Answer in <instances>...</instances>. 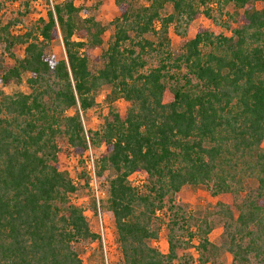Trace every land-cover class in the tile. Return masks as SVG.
I'll return each instance as SVG.
<instances>
[{
  "label": "trees",
  "instance_id": "trees-1",
  "mask_svg": "<svg viewBox=\"0 0 264 264\" xmlns=\"http://www.w3.org/2000/svg\"><path fill=\"white\" fill-rule=\"evenodd\" d=\"M80 1L52 3L46 19L19 34L10 32L18 19L0 26L12 60L0 62V264H83L75 246L100 240L70 201L76 188L59 160L61 140L78 157L88 143L104 148L94 167L116 264H264V0H114L118 16L95 72L90 62L107 27ZM213 5L219 14L235 9L238 25L222 24L230 36L200 26L185 39L193 21L214 20ZM171 26L182 39L177 55ZM59 40L56 58L46 47ZM147 56L158 64L142 72ZM24 74L28 93L1 89ZM104 86L108 111L97 130L85 131L80 113L96 106ZM119 99L123 115L112 106ZM132 174L145 176L141 185ZM184 186L230 195L237 213L216 202L195 217L173 203ZM164 224L162 252L155 243ZM194 239L197 259L182 244ZM226 254L229 263L220 259Z\"/></svg>",
  "mask_w": 264,
  "mask_h": 264
},
{
  "label": "rangeland",
  "instance_id": "rangeland-1",
  "mask_svg": "<svg viewBox=\"0 0 264 264\" xmlns=\"http://www.w3.org/2000/svg\"><path fill=\"white\" fill-rule=\"evenodd\" d=\"M64 0H18L13 2L11 0H0V26L8 24L16 19L20 20V23L11 27L10 32L12 34H19L28 27L30 24L36 22L39 19H46L47 11L50 9V5L54 2H62ZM133 5H146L144 0H132ZM76 5H80V0H75ZM86 6L89 10V15L98 18V20L107 27L105 34L103 35V44L101 48L94 50L93 58L90 62L91 72L97 71L102 66V61L98 60L102 51H104L113 34V28L109 26L111 20L118 16V10L114 4V0H88ZM258 7L263 8L264 4L260 3ZM213 12L211 16L214 20L201 16L199 19L193 21L187 28L185 39H191L196 34L198 27L203 26L214 34H223L230 36V32L227 28H224L222 24L228 25L230 28H235L238 25V16L234 15L235 9L232 6H227L219 14L216 11V7L213 5ZM172 12V7L167 5L163 11V14H169ZM226 13V14H224ZM147 38L152 39L150 36ZM170 49L177 55L181 52L182 39L178 37L171 26L169 29ZM14 54L18 57L23 55V48L16 47ZM46 52L49 55H53L56 58L63 56V49L61 41H54L47 45ZM146 66L142 72H147L150 68L155 67L157 59L152 56L145 57ZM0 62L4 65L12 63L8 53L4 50V44H0ZM28 75L24 74L22 82L19 85H10L8 87H1L6 94H11L14 91H20L28 93L25 80ZM110 88L104 86L96 97V106L86 112L80 113V118L84 126L85 131H95L99 128L103 116L108 111V105L106 104L105 97L109 93ZM114 109L123 115L126 111V104L123 100L119 99L112 104ZM73 112L70 111V114ZM87 135V134H86ZM61 152L59 153V160L61 165L66 169L70 181L76 188L75 193L70 195V201L78 205L84 210V215L88 221L91 230L100 236L99 242L77 244L75 247L83 264H100L102 261L105 264H116L119 260V253L115 244V230L110 220L109 215L102 208L101 202L105 198V188L98 183V190L101 194L98 198L94 192L91 191L89 186V177L86 174L84 160H93L96 167V162L99 156L104 152L103 146H92L88 143V149L82 157L74 156L67 151L65 141H60ZM264 148V140L261 143ZM144 181L145 176L140 175ZM137 178V181H141ZM103 194V195H102ZM167 200H165V203ZM216 202H223L228 204L236 214L233 199L230 195H218L211 196L207 191L202 188H193L190 186H184L175 196L174 204L183 208L186 212L192 213L195 217L205 215L209 210H212ZM93 203L96 208L93 209ZM166 203V207H167ZM167 218H165V223ZM222 228L220 225H216L208 236L209 242L218 244L220 242V235ZM167 226L164 224L159 233V237L155 245L165 252L167 249ZM183 242H186L185 240ZM183 248H187L184 252L190 253L193 258H198V253L195 250V246L198 244L197 239L192 240L191 244L182 243ZM221 260L229 263L230 257L226 254L223 255ZM195 264H200L196 261Z\"/></svg>",
  "mask_w": 264,
  "mask_h": 264
},
{
  "label": "built area",
  "instance_id": "built-area-1",
  "mask_svg": "<svg viewBox=\"0 0 264 264\" xmlns=\"http://www.w3.org/2000/svg\"><path fill=\"white\" fill-rule=\"evenodd\" d=\"M84 164H85L86 174L89 177V186L91 187V191H93L95 196L98 198V195L101 193L98 190V183L95 176L94 162L92 159H90L89 161L84 160ZM140 175L142 174H132L130 176V181L133 182V184L135 185H141L143 180L140 178L141 177ZM137 178H140L141 181H137Z\"/></svg>",
  "mask_w": 264,
  "mask_h": 264
}]
</instances>
